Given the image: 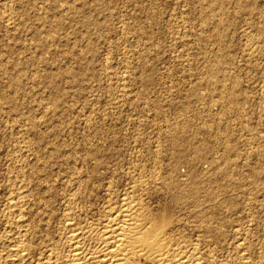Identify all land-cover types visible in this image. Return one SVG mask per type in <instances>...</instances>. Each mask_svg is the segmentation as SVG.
Listing matches in <instances>:
<instances>
[{
    "label": "rangeland",
    "instance_id": "obj_1",
    "mask_svg": "<svg viewBox=\"0 0 264 264\" xmlns=\"http://www.w3.org/2000/svg\"><path fill=\"white\" fill-rule=\"evenodd\" d=\"M124 196L264 264V0H0V264Z\"/></svg>",
    "mask_w": 264,
    "mask_h": 264
},
{
    "label": "bare ground",
    "instance_id": "obj_2",
    "mask_svg": "<svg viewBox=\"0 0 264 264\" xmlns=\"http://www.w3.org/2000/svg\"><path fill=\"white\" fill-rule=\"evenodd\" d=\"M23 186L21 185V187H23ZM22 196L18 195L17 197L12 198L10 201L11 204L13 205L12 208L14 207L16 210L15 211V219L13 221V224L15 225V227H17L18 231H19V228L24 227V224H25L24 216L26 214L24 213L25 214L24 215L22 210H23L24 206L26 205L25 200H24L26 197L23 199ZM25 196H26V194H25ZM127 196H129V195H127ZM127 196H124V198L121 197V198H123L122 200L119 198L121 201L118 205H116V203H115L114 206H109V207H107L105 205L106 201L104 202V200H103V202H104L103 204L107 207V209L102 208L105 211H103V213H101V214H98L102 210V209L99 210V208H98V210H99L97 213L98 215H95V217L97 216V218H94V216L92 215L93 219L87 220V219H89V218H87L86 220H79L78 218H75L76 215H74L72 212H70V213L68 212L67 215L65 214L67 216V217L64 216L66 218V221H64V222H66L64 224L65 225V231L61 232L62 235L63 234L64 235H63V238L61 235L62 241L60 240L61 244H60V247L58 249V252H56L57 250L51 251V248H49L51 251L50 254L49 253H48L49 255L46 254V256L47 255L48 256L46 257V259H44V261H42V263L40 261V263L41 264H254V262L252 260H250L253 258L249 259L245 254L246 252L244 254L242 253L240 256L237 254L238 258L233 259L231 261L226 260V258H225V260H221L218 257L219 254L217 253L218 252V249L216 248L217 246L212 245V244H214L215 241L211 244V242H212V240H211L212 238H210L211 236L210 235L205 236V234H207V233L204 234L202 232L201 227H200L201 230L196 229V231L199 232V230H200L201 234L203 233L204 239H202V236H200V235L198 236V234H197L198 237L196 239H193L194 238V237L192 238L193 235L191 236L190 233H185L184 228L182 227L183 223L181 224V221L184 219L185 216L181 220L180 218H178L179 215L176 217L175 215L170 213V212H172L171 209L170 210L167 209L168 212L167 211L163 212L164 209H162L163 210L162 212L161 211L156 212V211H154V209L151 210V209H149V207L144 206V204L142 203L144 201L140 200L141 197H140V199L138 198L139 200H137V199H135L136 197L132 198L133 196H131V197H127ZM85 198H86V196H85ZM110 198L112 199L113 197H110ZM173 199H176V198L174 197ZM77 200H78V198H77ZM108 200H110V199H108ZM72 201L74 202V200H72ZM72 201H71V203H72ZM93 201H95V200H93ZM176 201L177 200H175V202ZM79 203H81V202H79ZM89 203H91V202H89ZM171 203H173V202H171ZM69 204H70V201H69ZM103 204H102V206H103ZM112 204H113V202H112ZM27 205H26V207H27ZM72 206H73V203H72ZM77 207H79V206L77 205ZM93 207H96V206L93 205ZM73 208H74V206H73ZM73 208H70V211ZM84 208H85V206H84ZM67 209H69V207ZM77 209L78 208H76V210ZM156 210H158V209H156ZM74 211H75V209H74ZM93 212H95V211H93ZM176 212H177V214L179 213L178 211H176ZM200 212H202V211H200ZM172 213H174V212H172ZM184 213L186 214V212H184ZM79 216H81V215H79ZM88 217H90V216H88ZM191 217H190V219L193 218V217L192 218ZM202 217H203V215H202ZM209 218H210V216L208 217V219ZM205 219H206V216H205ZM198 220H200V218ZM27 221H28V219H27ZM194 221H197V220L195 219ZM191 222H192V220H191ZM187 223H189V222H187ZM200 223H201V221H200ZM205 224L206 225H203V226H207L206 222H205ZM64 225H63V228H64ZM199 226H202V225H199ZM199 226H198V228H199ZM27 227H28V225H27ZM27 227H26V230H27ZM195 227L196 226H194V228ZM194 228H192V229L194 230ZM210 228H212V226ZM203 229H205V228H203ZM214 230H217V229H215V227H214ZM192 231H191V233H193ZM23 232H24V230H23ZM210 232H208V234H211ZM214 232L215 231H213L212 233H214ZM18 234H19V236H18ZM24 234H26V233H22L20 231V233L18 232L17 235H15V236H17L16 238H13L15 236L12 237L14 240L13 241L14 243L11 241L13 243V244H11V242H10L11 245L9 248V256H8L9 259H6V260H9V262L11 264H23V262H25L28 259L29 251H28L27 245H26L27 241L24 240L25 239ZM217 234H215V235H217ZM218 236L220 237V235H218ZM214 237H216V236H214ZM12 238H11V240H12ZM60 241H59V243H60ZM200 241L205 242V244H206L205 248H203L204 245L201 247ZM221 244L223 245V243H221ZM225 245L227 246V244H225ZM235 245L237 247V244H235ZM241 247H240V249H241ZM243 247H242V250H243ZM245 247L247 248V246H245ZM249 248L250 247H248V249ZM237 249L238 248H236V250ZM233 250H235V249H233ZM233 250H231L232 253H233ZM230 254H228V255H230ZM235 256H236V254H235ZM248 256L250 257L251 255H248ZM221 257H223V256H221ZM225 257H226V255H225ZM232 257H234V256H232ZM255 264H257V263H255Z\"/></svg>",
    "mask_w": 264,
    "mask_h": 264
}]
</instances>
